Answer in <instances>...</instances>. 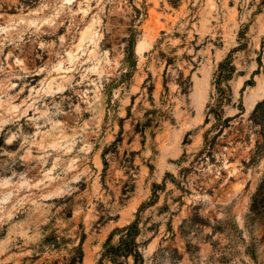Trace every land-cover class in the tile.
I'll return each mask as SVG.
<instances>
[{"label":"rangeland","instance_id":"374dc122","mask_svg":"<svg viewBox=\"0 0 264 264\" xmlns=\"http://www.w3.org/2000/svg\"><path fill=\"white\" fill-rule=\"evenodd\" d=\"M262 89L264 0H0V264H264Z\"/></svg>","mask_w":264,"mask_h":264},{"label":"trees","instance_id":"16d2710c","mask_svg":"<svg viewBox=\"0 0 264 264\" xmlns=\"http://www.w3.org/2000/svg\"><path fill=\"white\" fill-rule=\"evenodd\" d=\"M235 70L234 65L232 64V61L230 60V57H225L222 61L218 63L216 72H215V82L214 85L217 89V97L215 101L212 104L207 105L209 114H212L217 118L220 115L222 103L224 101V87H221V84L223 82L228 81L233 72ZM225 86L228 88V85L225 84ZM262 106H264V99L257 102L254 106L253 110L251 111V118L252 120L261 121L264 119V109H260ZM242 110V108H241ZM152 113V112H151ZM159 117H166L165 112L159 111L158 113ZM153 117H146L145 120L141 123L136 124V128H146L150 126L157 125V120H155ZM208 116L205 118V123L208 122ZM226 119H230L227 117ZM154 123V124H152ZM255 153L262 154L263 148L261 146H257ZM254 157V156H253ZM133 226L128 225L124 227V233L119 239V242L116 246H111L106 250L105 255L111 260L112 264H123L122 261L119 260V257H127L128 255H131L134 257L135 263L137 262V257H139V253L136 250V242L131 240V231H133Z\"/></svg>","mask_w":264,"mask_h":264},{"label":"bare ground","instance_id":"6f19581e","mask_svg":"<svg viewBox=\"0 0 264 264\" xmlns=\"http://www.w3.org/2000/svg\"><path fill=\"white\" fill-rule=\"evenodd\" d=\"M25 20V19H24ZM26 21V20H25ZM31 25V24H30ZM87 29V28H86ZM93 30V29H92ZM5 31H7V30H5ZM87 31V30H86ZM85 30H84V32H86ZM95 31H92L91 32V34H90V41L94 44V37L95 36H93V35H95ZM89 34H88V36H89ZM97 36V35H96ZM83 38H85V35H84V37ZM80 41H81V39H80ZM96 44V43H95ZM81 45H82V42H79V43H77V47L76 48H80L81 47ZM143 47H144V39H140L138 42H137V44H136V52L137 53H141V51L143 50ZM90 51H92V49L90 50ZM66 55H67V60L71 63V65H73L74 63H75V56H74V54H73V51H66ZM62 61V60H61ZM63 63L62 62H59V64H58V67H57V69L58 70H61L62 72H65L66 71V69L64 68V66L62 65ZM49 86H51L50 84H49ZM48 88V87H47ZM50 89H51V87H50ZM262 91L264 92V89H262ZM255 96V95H254ZM246 104H247V109H250L252 106H253V104H254V97H250V98H248V100H247V102H246Z\"/></svg>","mask_w":264,"mask_h":264}]
</instances>
